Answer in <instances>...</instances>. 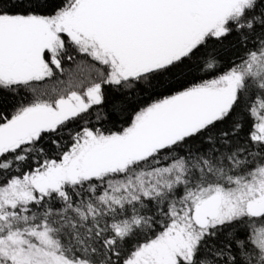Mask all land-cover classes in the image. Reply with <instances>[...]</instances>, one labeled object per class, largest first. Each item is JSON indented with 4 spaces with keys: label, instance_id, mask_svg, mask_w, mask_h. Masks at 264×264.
Returning a JSON list of instances; mask_svg holds the SVG:
<instances>
[{
    "label": "snow or ice",
    "instance_id": "obj_1",
    "mask_svg": "<svg viewBox=\"0 0 264 264\" xmlns=\"http://www.w3.org/2000/svg\"><path fill=\"white\" fill-rule=\"evenodd\" d=\"M0 264H264V0H0Z\"/></svg>",
    "mask_w": 264,
    "mask_h": 264
}]
</instances>
